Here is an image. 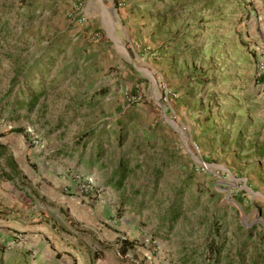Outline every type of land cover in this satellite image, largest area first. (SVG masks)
<instances>
[{"label": "rangeland", "instance_id": "obj_1", "mask_svg": "<svg viewBox=\"0 0 264 264\" xmlns=\"http://www.w3.org/2000/svg\"><path fill=\"white\" fill-rule=\"evenodd\" d=\"M262 4L0 0V190L52 166L137 264H264ZM13 232L0 264H24Z\"/></svg>", "mask_w": 264, "mask_h": 264}, {"label": "crops", "instance_id": "obj_2", "mask_svg": "<svg viewBox=\"0 0 264 264\" xmlns=\"http://www.w3.org/2000/svg\"><path fill=\"white\" fill-rule=\"evenodd\" d=\"M262 1L259 30L264 41ZM46 171L41 190H0L8 208V215L0 216V226L10 227L14 235L25 231L24 264H137L143 256L151 259L148 253L139 255L138 242L121 255L122 241L135 237H120L105 228L101 202L92 205L76 190H62L65 184L71 186L64 172L59 175L62 172L52 166ZM4 201L0 198V204Z\"/></svg>", "mask_w": 264, "mask_h": 264}, {"label": "trees", "instance_id": "obj_3", "mask_svg": "<svg viewBox=\"0 0 264 264\" xmlns=\"http://www.w3.org/2000/svg\"><path fill=\"white\" fill-rule=\"evenodd\" d=\"M15 131L20 132L21 130L18 129ZM0 147L4 148L5 146L0 145ZM0 155H1V153H0ZM124 173L125 172H123L122 174H124ZM6 178L10 179V176L6 175ZM135 245H137V242L135 240L122 241V246L120 247V250H119L120 254L125 255L126 251L133 249ZM219 253L220 252H219L218 248H209L208 252L206 254H203V256H202L203 257L202 264H220Z\"/></svg>", "mask_w": 264, "mask_h": 264}, {"label": "built area", "instance_id": "obj_4", "mask_svg": "<svg viewBox=\"0 0 264 264\" xmlns=\"http://www.w3.org/2000/svg\"><path fill=\"white\" fill-rule=\"evenodd\" d=\"M114 1H116V3L118 4V6H123L124 5V2H125V0H114ZM33 143L34 144H38L37 141H33ZM81 191H83V190H81Z\"/></svg>", "mask_w": 264, "mask_h": 264}]
</instances>
